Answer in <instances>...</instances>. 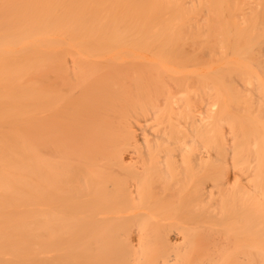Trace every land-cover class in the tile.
Listing matches in <instances>:
<instances>
[{
	"label": "bare ground",
	"instance_id": "obj_1",
	"mask_svg": "<svg viewBox=\"0 0 264 264\" xmlns=\"http://www.w3.org/2000/svg\"><path fill=\"white\" fill-rule=\"evenodd\" d=\"M0 264H264V0H0Z\"/></svg>",
	"mask_w": 264,
	"mask_h": 264
}]
</instances>
